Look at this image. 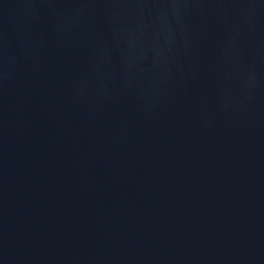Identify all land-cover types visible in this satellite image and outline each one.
Returning a JSON list of instances; mask_svg holds the SVG:
<instances>
[{
    "label": "water",
    "instance_id": "water-1",
    "mask_svg": "<svg viewBox=\"0 0 264 264\" xmlns=\"http://www.w3.org/2000/svg\"><path fill=\"white\" fill-rule=\"evenodd\" d=\"M0 264H264V0H0Z\"/></svg>",
    "mask_w": 264,
    "mask_h": 264
}]
</instances>
